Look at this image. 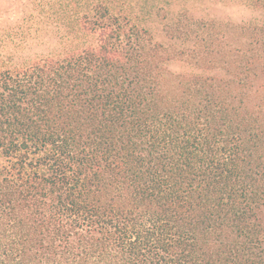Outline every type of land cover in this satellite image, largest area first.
<instances>
[{
    "label": "trees",
    "instance_id": "1",
    "mask_svg": "<svg viewBox=\"0 0 264 264\" xmlns=\"http://www.w3.org/2000/svg\"><path fill=\"white\" fill-rule=\"evenodd\" d=\"M202 1L0 0V264H264V0Z\"/></svg>",
    "mask_w": 264,
    "mask_h": 264
},
{
    "label": "rangeland",
    "instance_id": "2",
    "mask_svg": "<svg viewBox=\"0 0 264 264\" xmlns=\"http://www.w3.org/2000/svg\"><path fill=\"white\" fill-rule=\"evenodd\" d=\"M202 5L205 6L206 11L219 16H224L231 20L239 21L241 19H248L254 16L255 12H251L242 4L235 0H203ZM150 29L157 40H164V35L161 30V22L159 17H155L150 23Z\"/></svg>",
    "mask_w": 264,
    "mask_h": 264
}]
</instances>
